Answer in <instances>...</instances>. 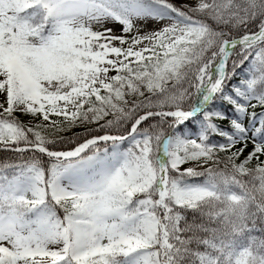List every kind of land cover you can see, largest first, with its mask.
<instances>
[{"label":"snow or ice","instance_id":"6c2138e0","mask_svg":"<svg viewBox=\"0 0 264 264\" xmlns=\"http://www.w3.org/2000/svg\"><path fill=\"white\" fill-rule=\"evenodd\" d=\"M0 154V264H264V0H0Z\"/></svg>","mask_w":264,"mask_h":264},{"label":"trees","instance_id":"16d2710c","mask_svg":"<svg viewBox=\"0 0 264 264\" xmlns=\"http://www.w3.org/2000/svg\"><path fill=\"white\" fill-rule=\"evenodd\" d=\"M174 2L179 4V2H177V1H175V0H174ZM238 78H239V77H238ZM256 110H257V111H260L261 109L257 108ZM22 119L27 120L28 118H27V117H22ZM76 131H80V129H76ZM237 147H239V145H237ZM251 147H252V146L249 144L248 148L245 150V153H244L245 156L248 154L249 151H251ZM0 155H2V154H0ZM241 159H243V157H241ZM254 163H255V162L253 161L252 164H251L250 166H254Z\"/></svg>","mask_w":264,"mask_h":264},{"label":"rangeland","instance_id":"374dc122","mask_svg":"<svg viewBox=\"0 0 264 264\" xmlns=\"http://www.w3.org/2000/svg\"><path fill=\"white\" fill-rule=\"evenodd\" d=\"M175 1H177V2H179V3H183V2H185V0H175ZM151 26H152V25L149 24V27H151ZM114 27H115V30H116V31H119V25H115Z\"/></svg>","mask_w":264,"mask_h":264}]
</instances>
